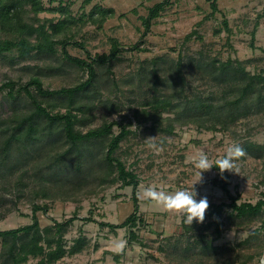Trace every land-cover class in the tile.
I'll return each mask as SVG.
<instances>
[{
	"label": "rangeland",
	"instance_id": "1",
	"mask_svg": "<svg viewBox=\"0 0 264 264\" xmlns=\"http://www.w3.org/2000/svg\"><path fill=\"white\" fill-rule=\"evenodd\" d=\"M163 1H42L45 12L39 14L38 25L65 20L69 29L66 38L79 44L68 46L72 57L87 60L88 54L94 58L109 54L114 42L123 48L117 59L95 65V85L87 88L92 95L89 93L86 98L95 96L93 101L98 107L77 128L86 134L105 122H132L127 125L132 133L122 140L113 156L139 182L137 189L123 187L122 182L100 184L97 177L103 173L100 163L107 149L101 148L102 141L98 140L89 143L79 163L70 159L57 164L60 166H48L53 163L48 162L49 155L62 152L61 145L71 146L65 136L58 140V147H50L46 152L38 144L22 158L21 165L15 150L4 163L0 160V231L32 224L36 204L44 208L37 213L43 229L71 220L63 237L67 249L79 237L89 240L83 251L56 264H259V258L264 256V208L260 216L250 220L230 215L232 209L225 207L220 220L221 235H215L214 226L207 228L213 220L208 215L212 206L229 204L230 197H237L238 204L264 200V102L256 104L252 100L247 116L224 131L202 127L213 125L211 121L222 111L199 112L202 119L178 124L173 134L152 130L151 123L134 117V110H141L140 105L156 95L174 96L172 111L178 113L187 104L193 109L197 99L217 106L232 100L228 86L216 82L209 66L215 60L219 64L231 59L241 62L252 74L264 70V0H216V11L207 0H170L151 32L142 39V17ZM60 6L66 11H53ZM100 9L113 13L103 24L92 22L99 18ZM178 67L183 83L178 78ZM32 77L40 79L45 89L59 90L79 86L88 79V72L67 60L60 48L55 55L34 53L22 61H0V87L13 81L18 90ZM32 91L36 94L34 88ZM8 92L5 88L0 93L1 118L32 109L24 93L13 100ZM42 103L46 105L45 101ZM120 131V125L113 127L115 135ZM153 138L163 146L158 154L148 147ZM236 144L244 154L234 158L235 172L225 170L230 174L227 193L215 165ZM248 144L254 147L247 150ZM1 152L0 142V157ZM201 152L207 153L214 166L202 172L200 179L194 164ZM194 183L196 199L206 198L208 207L204 219H194L191 225L185 222L182 212L168 211L143 196L147 187L174 192L190 190ZM134 193L145 224L135 230L139 240L129 243L127 228L113 232L100 223L124 222L134 212ZM89 218L91 221H86ZM200 236L205 237L204 241H200ZM211 240L212 248L203 252L202 248ZM246 240L247 244L239 245ZM121 243L123 248L118 247ZM36 262L30 260L28 264Z\"/></svg>",
	"mask_w": 264,
	"mask_h": 264
},
{
	"label": "trees",
	"instance_id": "2",
	"mask_svg": "<svg viewBox=\"0 0 264 264\" xmlns=\"http://www.w3.org/2000/svg\"><path fill=\"white\" fill-rule=\"evenodd\" d=\"M42 1L0 0V61L4 63L13 62L14 59L22 61L30 58L34 53L55 55L60 48L67 60L88 72V79L77 87L59 90L45 89L43 83L37 77H32L26 84L21 85L18 90L15 89V82L8 81L4 83L0 87V93L5 88L9 89L8 96L13 100L24 93L29 97L32 109L28 112L15 111L6 118H1L0 116L1 163L8 160L11 153L15 150L18 153L17 162L21 165L22 158L27 157V154L38 144L46 152L50 147L52 149L58 147L57 142L63 136L71 142V146L65 147L61 145L63 148L62 152L53 156L49 155L50 160L48 162L52 161L53 163L51 165L48 164V166H52V164L60 166L61 164H57L70 159L79 163L84 158L85 148L88 147L89 143L92 140H98L102 141L100 143L101 148L107 149L105 157L101 158L100 163L103 173L97 177L100 180V184L122 182L123 187L133 186L134 189H137L139 185L137 176L128 171L126 165L118 157L113 156L120 148L122 140L132 133L131 130L127 129V125L131 126L132 122L127 125L119 124L118 122H105L101 127L91 129L86 134H82L81 130L79 131L77 128L78 125L84 123L89 113L98 107L93 101L95 96L86 98L89 93L92 95L87 88L95 85L94 81L97 77L95 65H106L117 59L123 48L120 47L118 42H114L109 54L97 55L95 58L88 54L87 60L72 57L67 50L68 46L72 44L77 46L79 44L73 43L71 39L66 38L69 29H67L65 20H60L57 23L53 21L43 22L38 25L40 23L39 14L45 12ZM207 1L211 2L213 11H216L217 1ZM168 5H170V0H164L149 8L148 15L142 17V26L144 27L142 39L148 36L152 27L157 23L161 12ZM53 11L62 14L66 10L60 6L59 8H54ZM112 14L111 11L100 9L99 18H93L94 21L92 22L103 24ZM228 31L230 32V30ZM255 34L254 31L252 33V41L255 40ZM59 36L63 37L57 39ZM252 46H254L253 43ZM209 67L213 69L212 73L216 75V82L228 86L232 100L226 101L222 106H217L197 99L198 101L193 109L187 104L185 110L182 113H178L172 111L174 96L164 97L156 95L150 101L142 103L140 105L142 107L141 110H134V117L142 123H151L150 127L152 130L173 134L176 126L196 123L199 119H202L201 116H198L199 112L208 114L222 111L221 114L216 115L214 120L211 121L213 125L205 126L203 124L204 126L202 125V127L206 130L224 131L240 118L247 116L252 100L256 104L264 102V70L260 73L252 74L246 70L241 62L232 61L231 59L219 64L215 60ZM154 74L157 75V72L154 71ZM177 74L181 83H183L184 78L179 67ZM157 80H155V84L158 83ZM32 88L36 90V94L33 93ZM254 95L255 98H253ZM42 101H45L46 105H43ZM166 114L175 115V117L165 116ZM190 115L193 116L190 117ZM115 125H120L121 131L118 135L113 132ZM246 147L249 150L254 146L248 144ZM25 153L26 155L23 156ZM15 166L16 168L18 167L17 164ZM220 175L224 180L222 187L229 193L227 183L230 174L224 171ZM217 182L218 180L216 179L215 183ZM134 194V212L124 222L119 225L100 223L102 227H108L113 232L117 229L127 228L129 243L139 240L135 230L139 225L145 224V221L139 215L138 199L136 193ZM45 195L47 196V193ZM230 199L231 202L229 204L214 205L212 210L208 212V215L213 220L207 224V228L214 226V233L217 237L222 233L220 230L222 222L220 220L225 207L232 209L230 215L250 220L260 216L264 208V200H259L256 204L250 202L238 204L237 197H230ZM42 210H44L42 206L33 204L32 224L0 231V264H28L30 260H36L35 264H56L66 256L80 253L87 246L89 240H86L85 237H79L75 240L74 245L67 249L63 237L66 228L71 224V220L64 224L55 223L54 227L43 229L37 217V213ZM86 221H91V219L89 218ZM257 232L259 230H256ZM200 238V241L205 239L204 236H200ZM200 243L198 242V244ZM247 243L248 241L246 240L239 245ZM209 248H212V240L207 241L202 251L204 252ZM202 251L200 252L202 253Z\"/></svg>",
	"mask_w": 264,
	"mask_h": 264
},
{
	"label": "clouds",
	"instance_id": "3",
	"mask_svg": "<svg viewBox=\"0 0 264 264\" xmlns=\"http://www.w3.org/2000/svg\"><path fill=\"white\" fill-rule=\"evenodd\" d=\"M148 147L157 154L163 150L162 144H157L154 138L152 142L148 143ZM243 154L244 150L238 144L233 145L228 148L223 157L216 161L215 167L219 169L221 174L225 170L234 171V158H238ZM213 166L212 161L205 152L200 153L194 164V167L198 170L197 174L200 179L202 172L211 169ZM194 185L195 183L191 186L190 190L177 189L174 192L147 187L144 189L143 196L151 201H155L168 211L182 212L185 222L191 225L194 219L197 221L204 219L205 210L208 207L206 198L196 199L197 193ZM123 246V243L118 245L119 248H123ZM259 264H264V256L259 258Z\"/></svg>",
	"mask_w": 264,
	"mask_h": 264
}]
</instances>
